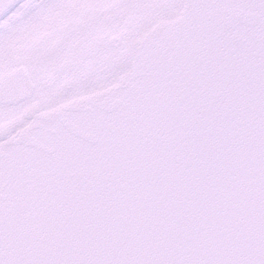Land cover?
<instances>
[{"label":"snow or ice","instance_id":"snow-or-ice-1","mask_svg":"<svg viewBox=\"0 0 264 264\" xmlns=\"http://www.w3.org/2000/svg\"><path fill=\"white\" fill-rule=\"evenodd\" d=\"M0 264H264V0H0Z\"/></svg>","mask_w":264,"mask_h":264}]
</instances>
